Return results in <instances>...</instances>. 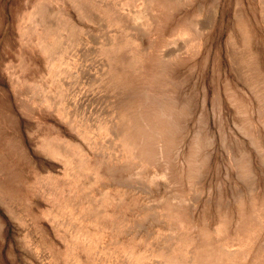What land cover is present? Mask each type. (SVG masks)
<instances>
[{
  "label": "rangeland",
  "instance_id": "obj_1",
  "mask_svg": "<svg viewBox=\"0 0 264 264\" xmlns=\"http://www.w3.org/2000/svg\"><path fill=\"white\" fill-rule=\"evenodd\" d=\"M256 191L264 0H0V264H264Z\"/></svg>",
  "mask_w": 264,
  "mask_h": 264
},
{
  "label": "bare ground",
  "instance_id": "obj_2",
  "mask_svg": "<svg viewBox=\"0 0 264 264\" xmlns=\"http://www.w3.org/2000/svg\"><path fill=\"white\" fill-rule=\"evenodd\" d=\"M151 1V0H150ZM152 2H153V0H152ZM131 18V17H130ZM139 21H144V23H145V26L143 27V28H138V22ZM153 22V15H152V13H151V11L149 10V8L146 10H143V11H141V12H137V13H135L133 16H132V18H131V20L129 21V24H128V26H126V28H125V30H126V32H127V34L129 35V36H131V35H133L134 33V31H135V29H139V30H141V34L143 33L144 34V32H145V30H146V27H147V25H150L151 23ZM137 30H136V32H137ZM111 40V39H110ZM188 40V39H187ZM185 41V40H184ZM171 42V41H170ZM107 43V42H106ZM169 56H170V54L169 55H167V56H165V55H163V57H165L166 59H168L169 58ZM165 58H162L160 61H161V63H159V67H160V73H162L164 70H162V69H164V61H166L165 60ZM136 65V63L135 64H129L128 66L129 67H134ZM105 66V69H108L109 67H110V65H104ZM139 67V66H138ZM155 68H156V65H155ZM153 70V69H152ZM106 72H107V70H105ZM156 71V70H155ZM152 73H153V75H154V72L153 71H151ZM154 81V76H153V78H151L150 77V79H149V82H153ZM162 116H164V114H162V113H160ZM139 118V120L137 121L138 123L136 124V125H133V126H135L136 128H137V130H141V131H148L149 129H150V126L151 125H153L154 127H155V121H153V120H151V119H149V120H145V117H142V115H138L136 118L134 117V121L136 120V119H138ZM155 118H159L160 119V117H158V116H156ZM133 130H135L134 128H133ZM123 132H124V134H125V136H127L128 135V130H127V127L126 126H124L123 127ZM140 132V131H139ZM152 144V143H151ZM149 151H150V149H149ZM162 151H163V149L162 148H157V150H156V152H160V154L159 155H162ZM245 153V152H244ZM128 155H129V153H128ZM196 168V167H195ZM178 176V175H177ZM178 178V177H177ZM176 181H177V179H176ZM259 192V191H258ZM258 192L256 191L255 192V194L253 195V197H254V201H256L257 203H259V205H261V206H264V199L263 198H261V194L259 195L258 194ZM252 196V195H251ZM175 200H177V201H179L180 199H179V197H175ZM238 209V211L236 212V214L237 213H241L240 211H242V209H243V207H242V205L239 207V208H237ZM245 209V208H244ZM228 216H230V214H228ZM233 217H235V216H233ZM228 218V217H227ZM231 221V220H230ZM232 224H233V222H231ZM230 223V224H231ZM225 225H226V227H227V229H228V231H229V233H231V234H233L237 229H238V227H239V223L237 224V226L235 227V229H234V231H233V229H231V226L229 225V221H226L225 220Z\"/></svg>",
  "mask_w": 264,
  "mask_h": 264
}]
</instances>
